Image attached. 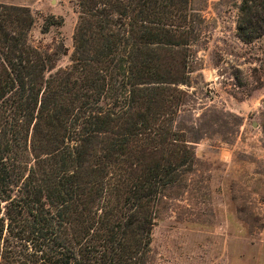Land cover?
Masks as SVG:
<instances>
[{
	"label": "trees",
	"instance_id": "obj_1",
	"mask_svg": "<svg viewBox=\"0 0 264 264\" xmlns=\"http://www.w3.org/2000/svg\"><path fill=\"white\" fill-rule=\"evenodd\" d=\"M79 6L54 71L67 48L33 45L31 10L0 4V264H152L168 191L194 167L175 126L204 22L191 0ZM240 10L238 35L264 36V0Z\"/></svg>",
	"mask_w": 264,
	"mask_h": 264
},
{
	"label": "rangeland",
	"instance_id": "obj_2",
	"mask_svg": "<svg viewBox=\"0 0 264 264\" xmlns=\"http://www.w3.org/2000/svg\"><path fill=\"white\" fill-rule=\"evenodd\" d=\"M203 17L175 126L195 151L153 230L152 264H264V36L238 35L242 0H191ZM29 8L33 45L70 67L79 0H0ZM55 23L48 28L49 23ZM53 71V72H54Z\"/></svg>",
	"mask_w": 264,
	"mask_h": 264
}]
</instances>
